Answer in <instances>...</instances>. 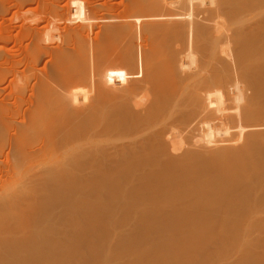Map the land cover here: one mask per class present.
Masks as SVG:
<instances>
[{"label": "bare ground", "instance_id": "1", "mask_svg": "<svg viewBox=\"0 0 264 264\" xmlns=\"http://www.w3.org/2000/svg\"><path fill=\"white\" fill-rule=\"evenodd\" d=\"M69 3L0 54V264H264V0Z\"/></svg>", "mask_w": 264, "mask_h": 264}, {"label": "rangeland", "instance_id": "2", "mask_svg": "<svg viewBox=\"0 0 264 264\" xmlns=\"http://www.w3.org/2000/svg\"><path fill=\"white\" fill-rule=\"evenodd\" d=\"M83 1L86 3V4L84 3L86 6H87V4H90V3L92 4V8L91 9H92L93 16H101L103 14L104 15L117 16V15H120V14L121 15L125 14L128 11L127 7L124 5V4H126L125 2L127 0H119L120 2L117 1V0H89V1L88 0H83ZM67 2L69 3L70 0H40V1L39 0H0V54H6L7 58L17 57L22 51L21 44H23V42H24V39L18 37L17 35H19V34H17V33L19 31L23 30L24 28H28V29L30 27L31 28H33V27L36 28L39 25H42L43 23H45V21H47V20L49 21V19L52 18V17L56 18V19H59L58 22H55V25L57 27L59 26L58 27L59 29L68 28L70 26H73L74 23L67 22L68 23L67 24L66 21L63 22V19H62V18H65V16L67 17L68 14H71L70 11H69V7L71 5H69V7H68V3ZM97 4H99V5H97ZM121 4L124 5V6L122 7ZM48 9H50V10H48ZM119 9H120V11H119ZM65 10H67V11H65ZM125 10H127V11H125ZM51 11H53V12H51ZM55 11H56V13H54ZM58 12H60V13H58ZM51 13H53V14L51 15ZM14 15L16 16V19H15V17L13 18ZM32 15H33V17H32ZM27 17L28 18L31 17V18L28 19ZM21 19H23L25 21H23ZM26 21H28V23ZM63 25H64V27H63ZM21 27H23V28H21ZM12 31L13 32L15 31V32L13 33ZM9 32H10V34H9ZM9 37L11 38V40H10ZM21 39L23 40V42H22ZM17 40L19 41L18 43H17ZM10 44L12 46H10ZM16 44H18V45H16ZM18 50H19L20 53H18ZM5 77L7 78V75ZM5 77L3 78L4 80L2 79L0 81V105L2 103L3 105H7L10 108L13 100H11L12 98H10L7 95V92L4 91V90H6L5 88L8 85ZM5 94L7 95V97H6ZM4 95L6 97L5 100L3 98ZM6 99H8V100H6ZM23 100H25V98H23L22 101ZM8 115L9 114H5L6 117H8ZM0 162H3V156L2 155L0 156Z\"/></svg>", "mask_w": 264, "mask_h": 264}]
</instances>
